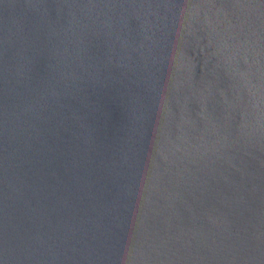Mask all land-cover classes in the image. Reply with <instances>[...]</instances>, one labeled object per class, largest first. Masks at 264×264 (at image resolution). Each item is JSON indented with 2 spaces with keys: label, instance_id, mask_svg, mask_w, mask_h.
<instances>
[{
  "label": "water",
  "instance_id": "95a60500",
  "mask_svg": "<svg viewBox=\"0 0 264 264\" xmlns=\"http://www.w3.org/2000/svg\"><path fill=\"white\" fill-rule=\"evenodd\" d=\"M0 264H264V0H0Z\"/></svg>",
  "mask_w": 264,
  "mask_h": 264
}]
</instances>
